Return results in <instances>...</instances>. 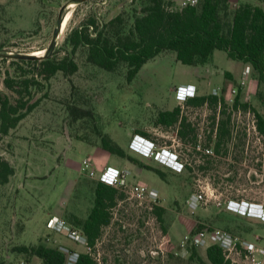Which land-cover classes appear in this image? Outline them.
Returning a JSON list of instances; mask_svg holds the SVG:
<instances>
[{
  "label": "rangeland",
  "instance_id": "obj_1",
  "mask_svg": "<svg viewBox=\"0 0 264 264\" xmlns=\"http://www.w3.org/2000/svg\"><path fill=\"white\" fill-rule=\"evenodd\" d=\"M68 1L74 3L62 10H69L70 16L64 29L56 32L61 7ZM170 1L178 5L179 0ZM141 5V0H0V51L13 55L45 48L36 54L43 55L52 45L53 53L62 55L70 47H65L66 33L83 19L93 17L100 24L122 13L121 24L127 28ZM229 5L227 13L235 4ZM9 59L0 58V97L13 93L3 82L7 70L14 74L20 65L29 73L36 65ZM74 59V71L57 70L41 89L30 87L38 103L7 133L0 132V153L14 165L8 181L0 183V264H29L20 262L32 259V254L16 249L19 244L75 245L64 233L50 229L46 221L58 213L78 226L73 215L89 213L98 178L81 167L85 156L97 172L105 164L128 166L130 182L152 189L141 201L118 195L110 221L95 243L76 245L79 251L88 250L96 264H212L205 247L195 248L192 256L179 252L178 242L187 232L180 214L248 238L256 233L264 238V221L258 216L212 200L194 210L187 203L190 193L209 183L222 198L243 196L264 204V134L252 126L254 109L264 114L263 83L257 81L245 91V83L235 79L222 82L225 68L240 62L221 48L202 65L182 62L174 50L164 49L147 59L130 80L125 76V62L114 69L101 67L87 58L85 44L76 47ZM199 69L215 76L200 79ZM197 80L200 85L196 84L195 94L212 93L213 87L221 86L220 96L216 94L221 103L209 97L198 104L181 99L176 88ZM233 85H241L240 101L248 102L246 108L234 104ZM175 104L181 105V114L192 126L183 134L178 132L179 122L156 121L160 109ZM220 119L226 120L228 131L216 149L214 133ZM102 132L162 174L105 150ZM134 138L152 146L156 154L145 147L133 148ZM198 138L200 148L196 147ZM209 143L214 146L213 154L202 151ZM155 204L164 206L160 216ZM167 240L173 243L171 248Z\"/></svg>",
  "mask_w": 264,
  "mask_h": 264
},
{
  "label": "trees",
  "instance_id": "obj_2",
  "mask_svg": "<svg viewBox=\"0 0 264 264\" xmlns=\"http://www.w3.org/2000/svg\"><path fill=\"white\" fill-rule=\"evenodd\" d=\"M171 2L141 0L140 13L134 15L132 24L127 28L121 24L122 13H117L100 24L95 18L87 17L66 33L65 47H70L62 55L53 53L52 45L48 46L43 55L17 52L13 55L6 52L1 54L0 58H10L12 62L27 61L36 65L29 73L20 65L14 69V74L6 71L3 82L13 93L0 97V132L7 133L38 103V97L33 98L32 88L41 89L57 70L70 73L77 68L74 51L79 44L87 45V58L91 62L106 69H114L119 63L125 62V76L129 80L147 59L164 49L174 50L176 58L182 62L202 64L211 58L215 48H221L229 57L248 61L258 82L264 84V8L261 4L244 0L233 6L231 13H227L229 0H199L196 4L175 8L168 6ZM114 25L118 28L112 29ZM240 90L239 88L234 97V104L241 103L246 108L248 102L240 101ZM207 97L218 103L214 93L194 94L185 99L198 104L203 103ZM254 113L256 126L264 134V115L255 109ZM156 121L167 125L179 122L180 134L185 133L186 129H192L189 121L181 114L180 104L160 109ZM227 131L226 120L220 119L215 132L216 149ZM101 144L109 152L154 168L127 152L106 132L101 133ZM154 169L162 174L160 169ZM13 172L14 165L0 153V183L8 181ZM122 194L126 195L123 189L98 179L94 187V201L87 216L73 215L76 224L86 234L88 245L95 243L102 227L110 221L111 206L116 202L117 196ZM163 208L164 206L155 204L154 210L160 216ZM179 218L188 233L206 225L193 216L180 214ZM164 230L166 232L165 227ZM172 245L167 240L168 248ZM15 248L28 251L32 254L31 257H40L42 264H65L66 261V253L57 244L39 241L19 244ZM195 248L197 247L193 244L189 245L190 256L195 253ZM205 252L207 260L212 264H229L217 244L208 245ZM75 264H96V260L88 250H80Z\"/></svg>",
  "mask_w": 264,
  "mask_h": 264
},
{
  "label": "built area",
  "instance_id": "obj_3",
  "mask_svg": "<svg viewBox=\"0 0 264 264\" xmlns=\"http://www.w3.org/2000/svg\"><path fill=\"white\" fill-rule=\"evenodd\" d=\"M198 1L199 0H179L178 5H175V3L171 2L168 6L170 8L181 7L186 4H196ZM239 82L240 84H244L246 82V77H242ZM239 87L237 85H233L231 87V92H235L236 94ZM196 88L197 87L194 83L189 82L180 85L176 89H178V94L180 95L181 99L184 100L186 97L194 95L196 93ZM220 91L221 86L219 85L217 87H213L211 90L212 93L219 94V96ZM220 103L221 100L219 99L218 104ZM248 112L250 111L248 110ZM252 114L253 116L255 115L254 112ZM252 126L254 129L257 128L256 116L255 119L253 118ZM137 138L132 139L130 143L133 148L141 150L142 147H145L147 152L156 154V151L152 146L145 145L140 139ZM200 145L201 139L198 138L196 147L200 148ZM202 151L206 154H213V144L209 143L204 145ZM81 167L89 175L96 176L100 180L123 189L127 197L136 198L141 201L146 199L148 194H152V189L148 188L145 183L129 181L128 174H130L131 168L128 166L118 167L112 163L105 164L97 172L96 167L92 164L91 159L88 156H85L81 160ZM209 200H212L216 204H220L230 210L258 216L264 221V204L261 201L250 200L243 196L236 198L227 196L222 198L221 193L216 191V187L210 186L209 183L204 185V187L201 189L193 191L187 197V203L191 210H194L201 202L207 203ZM46 224L53 231L64 233L75 243L74 246H69L64 243L57 242L58 247L67 255L65 264H75L79 254V249L76 245L88 244L87 236L84 231L80 227L70 222L66 217L58 213L51 214L47 218ZM178 244L180 253H189L190 244H193L195 247L205 248L208 245L217 244L222 249L224 258L229 261V264H264V238H262L261 235L257 233L254 235V238H248L231 229L212 224H206L197 228L192 233L185 232L180 238ZM20 262H27L29 264H42V259L35 255L30 260L22 258Z\"/></svg>",
  "mask_w": 264,
  "mask_h": 264
},
{
  "label": "crops",
  "instance_id": "obj_4",
  "mask_svg": "<svg viewBox=\"0 0 264 264\" xmlns=\"http://www.w3.org/2000/svg\"><path fill=\"white\" fill-rule=\"evenodd\" d=\"M241 1H244V0H229V2H231L232 4H235V5L238 4ZM249 1H252V2H255V3H259L264 8V1L263 0H249ZM216 49L217 48L214 49L212 55L215 54ZM230 58H232V57H230ZM232 59H236V58H232ZM236 60H238V62H240V65H238V66L235 65V66H232V67L225 68L224 71H228V72H224V77H223L222 82L230 81V79L231 80L235 79V80L239 81L242 77H246V82H245V85L243 87L245 89V91H246V88L252 86L255 82L257 83L258 80H257L256 76L253 75L252 65L248 61H243V60H240V59H236ZM202 64H204V63H202ZM211 73L212 72H209L208 74H206L202 69L197 70V74L200 77V79H205L204 77L207 76L208 79L210 80V78H213L215 76V75L212 76ZM199 83L200 82L198 80L196 82L194 81L195 85L196 84L200 85ZM197 85H196V87H197Z\"/></svg>",
  "mask_w": 264,
  "mask_h": 264
},
{
  "label": "water",
  "instance_id": "obj_5",
  "mask_svg": "<svg viewBox=\"0 0 264 264\" xmlns=\"http://www.w3.org/2000/svg\"><path fill=\"white\" fill-rule=\"evenodd\" d=\"M68 2H70V1H68ZM68 2H66V3L61 7V10L66 6V4H68ZM64 12H65V11L62 10V11H60V13H59V15H58L56 32H57L58 30H60V28H61V23H62V20H63V16L65 15ZM63 13H64V14H63ZM48 46H49V45H48ZM48 46H47L46 48H48ZM6 53H9V52H6ZM11 53H12V52H11ZM17 53H19V54H27V55H36V53H33V52H21V51H19V52H17ZM0 54H5V52L0 51Z\"/></svg>",
  "mask_w": 264,
  "mask_h": 264
},
{
  "label": "bare ground",
  "instance_id": "obj_6",
  "mask_svg": "<svg viewBox=\"0 0 264 264\" xmlns=\"http://www.w3.org/2000/svg\"><path fill=\"white\" fill-rule=\"evenodd\" d=\"M72 3H74V1H70V2H68V4H67V7H69ZM65 15L63 16V20H62V23H61V28H60V30L65 26V24H66V22H67V20H68V18H69V15H70V11L69 10H65ZM63 13V14H64ZM44 49L45 48H42V49H36L35 51H32L33 53H36V54H39V53H43V51H44Z\"/></svg>",
  "mask_w": 264,
  "mask_h": 264
},
{
  "label": "flooded vegetation",
  "instance_id": "obj_7",
  "mask_svg": "<svg viewBox=\"0 0 264 264\" xmlns=\"http://www.w3.org/2000/svg\"><path fill=\"white\" fill-rule=\"evenodd\" d=\"M70 16V15H69ZM65 27V26H64ZM64 27L61 29V30H63L64 29ZM36 50V49H35ZM35 50H33V51H35ZM45 50V49H44Z\"/></svg>",
  "mask_w": 264,
  "mask_h": 264
}]
</instances>
